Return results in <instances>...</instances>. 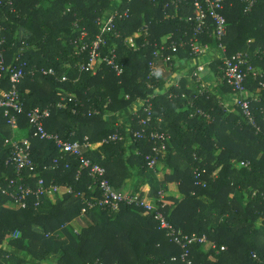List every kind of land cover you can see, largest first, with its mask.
<instances>
[{
    "label": "trees",
    "instance_id": "trees-1",
    "mask_svg": "<svg viewBox=\"0 0 264 264\" xmlns=\"http://www.w3.org/2000/svg\"><path fill=\"white\" fill-rule=\"evenodd\" d=\"M169 2L14 0L11 5L0 6L7 64H15L25 48L23 59L30 70L37 71L34 76L28 74L20 86L24 112L12 113L17 128L10 125L4 113L0 119V186L10 191V181L18 180L16 167L10 161L12 147L6 140L21 141L18 136L25 135L37 166L35 175L23 171L26 184L36 189L38 179L43 178L48 186H66L74 191L43 198L39 207H35L33 196L27 208L17 210L5 206L9 197L0 192V264H187L181 259L182 249L159 229L154 216L134 206L122 204L114 212L89 210L85 216L90 225L81 233L69 227L86 207L76 194L84 193L86 199L92 200L101 193L94 190L93 178L89 171L81 170L78 159L62 155L52 141L33 137L28 120L33 109L56 106L63 98L66 108L52 109L46 130L71 142L83 143L88 138L86 156L106 169L117 191L121 192L126 181L136 174L140 186L133 195L144 196L141 187L147 186L152 199L161 192L175 190L184 195L182 200L166 198L164 212L168 221L185 235L206 236L217 247L205 252V245L194 244L192 264H264V76L258 81L249 78L247 84L259 97L254 113L261 131L248 125L235 105V111L224 120L225 113L216 99H194L184 85L160 93L159 80L150 78L149 67L151 62L161 60L154 57L156 46L177 43L178 52L166 54L174 55L168 63L171 67L194 59V0L178 9L173 5L166 9ZM117 6L122 14L128 11V17L118 19L114 30L106 34L102 56L115 51L123 74L117 76L105 63L96 74L80 72L88 54L77 56L75 42L87 33V42L91 43L100 33V20ZM245 10L246 4L239 0L226 3V55L245 53L251 65L264 72V0H258L249 12ZM144 24L149 26L148 36L143 32ZM213 32L209 21L208 29L198 36L210 49L215 46ZM131 39L135 48L128 44ZM212 50L213 61L208 67L218 70L222 63L215 59L218 50ZM42 69H53L56 76H43L38 73ZM65 75L67 80L62 81ZM223 87L232 92L225 83ZM9 89L10 83L4 78L0 92ZM184 93L188 96L183 97ZM121 94L125 96L121 98ZM143 99H149L152 105L151 131L170 137L164 157L154 168L147 160L153 144L133 137V132L140 129L139 116L145 115L143 110L133 114V105ZM191 100L193 106L189 107ZM113 114L118 115V127L106 120ZM115 134L122 139L111 141ZM55 159L58 166L53 164ZM242 162L249 166L239 167ZM162 163L172 173L160 181L156 174ZM197 169L207 171L202 176L206 187L196 185ZM213 173L217 177H211ZM203 196L212 202L204 203L199 199Z\"/></svg>",
    "mask_w": 264,
    "mask_h": 264
},
{
    "label": "built area",
    "instance_id": "built-area-1",
    "mask_svg": "<svg viewBox=\"0 0 264 264\" xmlns=\"http://www.w3.org/2000/svg\"><path fill=\"white\" fill-rule=\"evenodd\" d=\"M14 0H0V6L2 4L11 5ZM132 1V0H129ZM166 4V9L173 5L177 9L179 6L188 3L189 0H169ZM228 0H194L192 3L194 7V23H195V37L191 42L192 55L195 59L200 61L193 76L199 79L202 73H205L208 66L213 61L211 51L212 49L218 50L215 57L216 61H221V65L218 68V72L222 77L224 83L232 90L235 96L234 105L240 110L247 124L261 131L258 126L257 118L254 113V104L259 102V97L251 92L248 87L249 78H253L258 81L259 78H263L264 72L255 69L245 53H237L233 56L226 55V48L223 40L228 33L227 19L223 12ZM246 4V12H249L257 3L258 0H239ZM119 7L107 12L104 19L100 20L99 25L101 27L100 33L94 37V40L89 43L87 39L89 36L87 33L82 34L80 39L75 42V53L77 56L88 54V60L85 64L80 65V72H93L97 73V70L101 64L105 63L110 66L117 74L121 76L123 74V68L120 66L118 55L115 51H112L110 56H102V48L106 46V34L111 33L114 30L115 22L123 17H128V11L125 13L119 12ZM212 21L214 26L213 37L215 40V46L210 49L207 45H203L198 36L204 34V31L208 29V22ZM145 36L149 35V26L144 24L143 30ZM6 39L3 35V29L0 26V81L4 78L8 79L10 83L9 90H2L0 92V119L2 113L5 117L10 118V125L13 128H17V119L12 113L22 114L24 112V104L20 97V86L28 74L35 75L37 71L30 70L29 64L23 59L26 52L25 48H22L19 55L16 57L15 64H7L6 51L4 45ZM131 48H135L133 39L128 41ZM24 46V45H23ZM173 54L178 52V46L176 42H173L170 46L165 44L156 46L154 57L161 59L160 61L151 62L150 78H157L158 70L157 64L159 62L169 63L172 61L173 56L167 53ZM214 59V60H215ZM43 76H56V72L53 69H42L40 72ZM67 76L62 78V81H66ZM262 85V83H261ZM151 87V84L148 85ZM66 99L63 98L57 103V105H49L45 108H35L28 113V120L30 123V129L33 131V137L40 138L41 140L52 141L56 145L57 149L62 155H70L78 159L81 164V170L89 171V175L94 180V190H99L101 197L93 198L92 200L86 199L84 193H77L76 196L84 200L86 207L82 210V214H86L87 211L93 209H102L109 211H119L122 204L137 207L145 210L150 215L154 216L158 222L159 229L164 231L170 240L182 249L181 259L187 264H192L191 247L194 244L206 245L208 239L206 236L199 237L197 235L188 236L177 230L167 219L164 212L167 202L163 192H161L156 199H149L140 195H128L123 192L117 191L109 181L107 177V171L101 165L94 163L86 155L87 150L90 147L89 139L85 138L84 142L79 141L71 142L66 141L58 134L48 133L46 130V121L51 117L52 109L57 107L59 109H65ZM191 105V104H190ZM192 106V105H191ZM143 110L144 117L139 116L140 129L133 132V137L136 141L148 140L153 144L152 154L147 156V160L151 168H154L159 160L164 157L167 151V143L170 137L165 133H160L152 130V105L149 99L139 100L133 107V114H137ZM200 115L206 116L202 111H197ZM150 130V131H149ZM120 134H115L111 141L121 140ZM109 140H104L103 143H108ZM6 144L12 147L11 163L16 167L18 173V180L10 181L8 190H5L0 186V192L9 197V201L20 209H25L28 206L30 198L33 196L36 199L35 207H39L43 202V198H54L57 195L72 194L74 191L70 187L59 186L55 184L47 185L43 178L38 179L36 189L29 184H26L23 171L27 170L35 175L37 166L31 157V142L27 139L21 141L6 140ZM55 166H58L59 161L55 159L53 161ZM249 163L242 162L239 167L246 168ZM197 178V186L206 187L207 181L202 180V176L207 174L206 170L200 172L198 169L194 171ZM211 177H217V173H213ZM18 236V233L15 234ZM254 257L257 256L254 254Z\"/></svg>",
    "mask_w": 264,
    "mask_h": 264
},
{
    "label": "crops",
    "instance_id": "crops-1",
    "mask_svg": "<svg viewBox=\"0 0 264 264\" xmlns=\"http://www.w3.org/2000/svg\"><path fill=\"white\" fill-rule=\"evenodd\" d=\"M22 35H26L25 32H22ZM157 70H158V80L160 83V93H166L168 92L172 87H179L184 85L183 89L185 91H188L189 96H194V99H197L198 97H209L213 100H217L220 107H222L224 114V120L232 113L234 112V102H235V96L232 92L227 91L225 87H223V82L219 81L218 79L221 78L217 74L218 70L216 68L208 67L205 73H202L199 77V79H196L193 74L195 72V69L193 70V67L196 65H199L198 59H191V60H185L182 63H177L175 67H171L167 63L159 62L157 64ZM188 96L186 93H184L183 97ZM193 106L192 100L189 102V107L191 105ZM233 108V109H232ZM200 111V110H197ZM196 111V113H197ZM193 113V112H192ZM204 113V112H203ZM118 115H110L106 116V120L108 122H113V127H118L120 122L118 121ZM125 117V116H124ZM125 119V118H124ZM186 126V124H184ZM184 126V127H185ZM172 171H170L164 163L161 164V166L158 169V172L156 174L157 178L160 181H163L165 176L167 174H171ZM140 186L139 180L134 174L131 178H129L124 187L122 188L123 193L128 195H133L138 193V187ZM141 191L144 192V196L152 199V196L150 195V188L147 187H141ZM165 197L169 199H175V200H182L184 198V195L181 194L178 190L171 191L165 193ZM200 200H202L206 204H210L212 200L210 198H207L205 196L200 197ZM90 225L89 219L85 216V214H82L78 219L73 221L69 224V227H73L76 231H82L84 228L88 227ZM210 250H217L216 245L213 242L208 241V243L204 246V251L209 252ZM219 253V252H218Z\"/></svg>",
    "mask_w": 264,
    "mask_h": 264
},
{
    "label": "rangeland",
    "instance_id": "rangeland-1",
    "mask_svg": "<svg viewBox=\"0 0 264 264\" xmlns=\"http://www.w3.org/2000/svg\"><path fill=\"white\" fill-rule=\"evenodd\" d=\"M45 5H46V6H49L48 3H46ZM129 45H130V44H129ZM212 52H213V51H212ZM212 52H211V54H212ZM194 69H195V66L193 67V70H194ZM218 73H219V72H218ZM218 76H220V74H219V75L217 74V78H218ZM220 77H221V76H220ZM218 80L221 81V82H223L222 77L219 78ZM123 96H125V95H124V94H121V98H122ZM136 102H138V101H136ZM134 105H135V104H134ZM134 105H133V106H134ZM234 108H235V107H234ZM232 109H233V108H232ZM234 110H235V109H234ZM115 115H117V114H115ZM18 138H19V140H20V139L25 140V135H19ZM63 195H64V194H63ZM57 196H59V195H57ZM55 198H56V197H55ZM5 206L8 207V208H10V209H12V210H17V209L19 208L17 205L15 206V205H14L13 203H11L10 201H9L8 203H6ZM74 230H75V229H74ZM74 232H75L76 234H77V233H81V231H76V230H75Z\"/></svg>",
    "mask_w": 264,
    "mask_h": 264
}]
</instances>
